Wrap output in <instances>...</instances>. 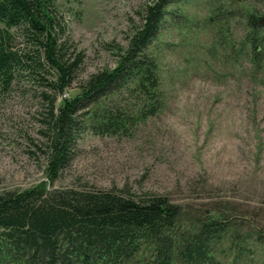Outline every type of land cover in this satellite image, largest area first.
Masks as SVG:
<instances>
[{"label":"rangeland","instance_id":"obj_1","mask_svg":"<svg viewBox=\"0 0 264 264\" xmlns=\"http://www.w3.org/2000/svg\"><path fill=\"white\" fill-rule=\"evenodd\" d=\"M149 1H56L64 29L59 41L78 65L60 94L48 86L55 70L35 68L40 45L12 30L11 50L22 62L9 84L0 78V192L44 183L49 190L162 194L179 208L182 234L211 216L228 223L214 250L224 264H264V62L256 74L247 48L253 5L247 0H171L151 48L160 111L146 117V100L136 92L104 98L103 109L121 108L128 117L117 133L104 129L101 106L99 117L96 109L81 111L72 159L49 181L52 103L58 112L63 99L81 93L82 81L115 65ZM251 35L264 43V31ZM150 252L145 246L132 264Z\"/></svg>","mask_w":264,"mask_h":264},{"label":"trees","instance_id":"obj_2","mask_svg":"<svg viewBox=\"0 0 264 264\" xmlns=\"http://www.w3.org/2000/svg\"><path fill=\"white\" fill-rule=\"evenodd\" d=\"M56 1L0 0V78L7 84L22 62L11 50L13 29L40 45L35 68L49 65L55 70V77L48 82L51 89L60 94L74 81L77 57L67 58L64 43L59 41L64 29ZM170 1L146 3L142 21L130 34L127 47L119 49L115 65L82 81L81 93L63 99L58 112L52 103L46 145L51 183L72 159L76 134L81 130V111L96 109L94 115L99 117L103 101L124 91L145 98L146 117L162 108L161 78L151 48L160 35ZM247 2L253 4L246 15L247 48L257 74L256 66L264 62V43L251 33L264 31V0ZM102 112L99 119L106 118L102 123L105 130L117 133L124 128L128 117L123 109L112 107ZM179 212L165 195H133L127 189L71 186L49 190L41 183L24 190L2 191L0 264H132L145 246L151 252L142 264H175V260L224 264L214 250L228 223L211 216L182 234L177 223ZM232 245L238 247L235 242Z\"/></svg>","mask_w":264,"mask_h":264}]
</instances>
